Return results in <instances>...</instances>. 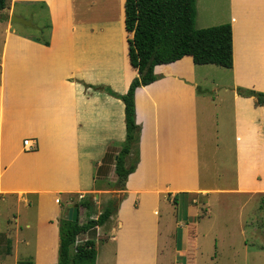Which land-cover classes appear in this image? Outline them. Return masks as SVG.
Segmentation results:
<instances>
[{
  "label": "crops",
  "instance_id": "obj_1",
  "mask_svg": "<svg viewBox=\"0 0 264 264\" xmlns=\"http://www.w3.org/2000/svg\"><path fill=\"white\" fill-rule=\"evenodd\" d=\"M17 4L37 28L9 20ZM195 9L198 29L231 25L232 66L217 70L184 55L154 67L157 79L134 93L138 141L125 165L136 164L121 182L114 171L126 135L119 95L138 74L125 0H7L0 10V217L3 207L7 224L0 235L11 253L0 254V264L7 257L55 263L59 218L81 194L93 202L89 211L78 206L79 224L114 200L110 216L71 246L95 249V264H215V254L209 263L203 257L218 237L220 195L264 197V102L246 93H264V0H195ZM41 11L45 19L35 21ZM229 154L231 184L221 182Z\"/></svg>",
  "mask_w": 264,
  "mask_h": 264
},
{
  "label": "trees",
  "instance_id": "obj_2",
  "mask_svg": "<svg viewBox=\"0 0 264 264\" xmlns=\"http://www.w3.org/2000/svg\"><path fill=\"white\" fill-rule=\"evenodd\" d=\"M7 0H0V10ZM195 0H125V27L133 32L129 41V59L138 74L131 80L127 91L119 95L124 103L126 135L114 163L117 181L123 182L134 168L136 161L126 166L125 157L138 141L135 121L134 93L137 87L157 79L154 67L170 63L184 55H191L195 64H214L230 68L232 56V30L229 23L196 28ZM50 26L48 25V28ZM48 45V38H35ZM108 92L114 94L108 89ZM244 93V92H242ZM256 95L257 104L264 102V93L247 91ZM90 196L75 202L78 206L92 208ZM114 200L110 199L96 219L81 224L62 215L58 221L59 247L57 261L53 264H95L96 251L78 248L71 251L76 237L96 225L102 224L112 213ZM0 237V252H1ZM3 253H11V241L4 239Z\"/></svg>",
  "mask_w": 264,
  "mask_h": 264
},
{
  "label": "rangeland",
  "instance_id": "obj_3",
  "mask_svg": "<svg viewBox=\"0 0 264 264\" xmlns=\"http://www.w3.org/2000/svg\"><path fill=\"white\" fill-rule=\"evenodd\" d=\"M14 15L29 18L27 11L22 5L17 4L14 7ZM46 17L45 12H40L35 16V21H43ZM23 30H31L22 24L17 25ZM217 70H227L225 67L214 65ZM222 72V71H221ZM225 72V71H223ZM223 77L224 74H216ZM208 89L210 86H207ZM232 156L226 160L225 176L221 179L222 183L233 182V172L231 167ZM220 182V183H221ZM220 205L216 206L218 216V237L213 240L214 249L211 254L205 255L203 258L206 262H210V256L215 254V264H264V197L257 195L247 197L246 195L222 194ZM1 213L5 215L3 207ZM0 217L1 228L5 225L4 216ZM11 216V215H10ZM12 223H15L12 220ZM2 238V235H0ZM208 244L210 242L208 241ZM5 243L3 238L1 242V257H4L3 251ZM21 257V256H19ZM5 264H13V258L7 257ZM25 257L24 260H28ZM29 264H31L29 262Z\"/></svg>",
  "mask_w": 264,
  "mask_h": 264
},
{
  "label": "water",
  "instance_id": "obj_4",
  "mask_svg": "<svg viewBox=\"0 0 264 264\" xmlns=\"http://www.w3.org/2000/svg\"><path fill=\"white\" fill-rule=\"evenodd\" d=\"M9 20L13 23H19L30 28H37L36 24L33 22L32 16H30L29 18H24L19 15L11 14ZM77 212H78V205L76 203L71 204L68 207L66 218L72 221L77 220Z\"/></svg>",
  "mask_w": 264,
  "mask_h": 264
},
{
  "label": "built area",
  "instance_id": "obj_5",
  "mask_svg": "<svg viewBox=\"0 0 264 264\" xmlns=\"http://www.w3.org/2000/svg\"><path fill=\"white\" fill-rule=\"evenodd\" d=\"M23 145L26 146L27 149H30V148H31V146H30L31 144L29 143V140H28V139L23 140ZM79 198H80V199H83V198H84V195L81 194V195L79 196Z\"/></svg>",
  "mask_w": 264,
  "mask_h": 264
}]
</instances>
